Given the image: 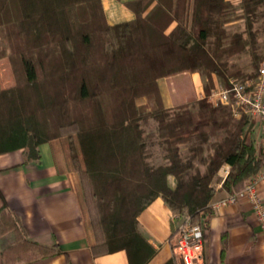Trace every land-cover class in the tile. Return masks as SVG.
I'll return each mask as SVG.
<instances>
[{"label":"trees","instance_id":"trees-1","mask_svg":"<svg viewBox=\"0 0 264 264\" xmlns=\"http://www.w3.org/2000/svg\"><path fill=\"white\" fill-rule=\"evenodd\" d=\"M142 1L126 3L134 19L108 24L101 0H0L16 79L0 87V154L22 150L24 162L39 164V145L60 139L68 168L86 174L97 209L103 238L92 254L124 251L128 264H146L156 253L138 226L156 198L198 224L205 239L218 193L240 191L264 166L253 120L234 118L229 105L206 96L175 105L163 98L165 79L181 72L205 76L206 95L213 76L228 88L231 78H255L264 62V0ZM234 19L242 26L229 32ZM242 55L249 58L243 65L234 61ZM141 96L149 106L136 103ZM151 120L155 129L147 132ZM153 139L161 149L156 165ZM0 237L1 264L62 253L31 238L4 203Z\"/></svg>","mask_w":264,"mask_h":264},{"label":"crops","instance_id":"crops-1","mask_svg":"<svg viewBox=\"0 0 264 264\" xmlns=\"http://www.w3.org/2000/svg\"><path fill=\"white\" fill-rule=\"evenodd\" d=\"M129 1L132 0H101L106 22L115 24L134 19V11L126 5ZM229 1L237 4L240 0ZM242 22V19H234L226 24V28L229 32L239 30ZM261 38L264 42V25ZM248 59L247 55H242L234 61L243 65ZM172 77L179 78L172 81ZM183 80L186 84L180 92L178 86ZM215 80L213 76V82ZM200 81L197 72H181L167 77L163 86L167 88L169 83H173L175 92L169 94L167 104L200 98ZM197 83L198 88L195 86ZM251 137L264 150V129L260 123H253ZM39 152V164L24 162L22 150L0 154V206L4 203L20 216L31 238L46 244H57L62 250L56 256L25 264H128L124 251L99 256L92 254L91 246L100 242L103 235L90 184L85 173L68 168L60 139L40 144ZM259 173L264 175V166ZM219 175L222 178L221 173ZM256 187L264 198V176L258 180ZM224 196L225 193L219 192L216 202ZM183 219L160 197L141 212L139 229L156 249L155 255L146 264H164L169 259L174 264H180L172 252L169 239ZM229 224L232 226L229 227ZM223 232H226L225 247ZM5 239L0 237V250ZM200 264H264L262 232L247 198L213 209L208 235L203 239Z\"/></svg>","mask_w":264,"mask_h":264},{"label":"built area","instance_id":"built-area-1","mask_svg":"<svg viewBox=\"0 0 264 264\" xmlns=\"http://www.w3.org/2000/svg\"><path fill=\"white\" fill-rule=\"evenodd\" d=\"M228 88L215 80L208 96L212 105H229L234 118L239 119L245 115L254 122L260 123L264 129V62L259 66L255 78L245 81L229 80ZM223 166L222 178L227 173ZM264 175L258 173L243 189L228 194L217 202L212 203V209L218 205L234 203L240 198H247L251 203L254 218L262 232L264 241V198L258 193L256 183ZM221 178V179H222ZM173 254L179 259L180 264H200L203 254V237L201 227L191 223L185 217L177 230L169 239Z\"/></svg>","mask_w":264,"mask_h":264},{"label":"rangeland","instance_id":"rangeland-1","mask_svg":"<svg viewBox=\"0 0 264 264\" xmlns=\"http://www.w3.org/2000/svg\"><path fill=\"white\" fill-rule=\"evenodd\" d=\"M144 4L145 2H147V0H143L142 1ZM154 4V1H152V3L148 6V8L143 12V14H145L150 8L151 6ZM172 26V25H171ZM171 26L169 28H171ZM169 28L167 29V31L169 30ZM4 29L0 28V87L4 88V87H9V86H12L14 85V83L16 82V79H15V74L13 72V68H12V63L10 62L9 58L6 56V54L10 53V49H11V45L8 43V45L6 44V42L4 41L3 39V36H4ZM3 50H5V52H3ZM263 62V61H262ZM261 62V63H262ZM200 78H201V86H202V91L199 92L198 94L202 97L206 96L207 98V101H208V96H209V93L211 91H209V93L206 95V93L204 92V89H203V85L205 84L206 82V78L205 76H203L202 74L198 73ZM179 77H172V81L175 79V80H178ZM215 79L217 81H219L216 77ZM178 84V83H177ZM186 84V81L183 80L181 83H180V87L178 86V90L181 92L182 90V87L183 85ZM164 85V84H163ZM199 84H195V86L198 88ZM174 84L173 83H169V86H167V88L164 87V91H163V98H165V100L168 102V100H170L169 98V94L170 93H174V88H173ZM177 89V88H176ZM147 99L145 96H141L139 98H137L136 100V103L137 104H145V105H148L147 103ZM209 102V101H208ZM212 104V103H211ZM149 106V105H148ZM144 129L147 131V132H151V131H154L155 129V122L154 121H149V123L147 125H144ZM148 150H149V160L151 163L153 164H159L162 162V159H161V149H160V146L158 145V143L153 139L152 141L148 142ZM182 150H184V146H182ZM222 174L223 171L220 169L219 173L218 174ZM220 176V175H219ZM95 203V202H94ZM97 211V209H96ZM177 212V211H176ZM98 214V213H97ZM99 219V218H98Z\"/></svg>","mask_w":264,"mask_h":264}]
</instances>
